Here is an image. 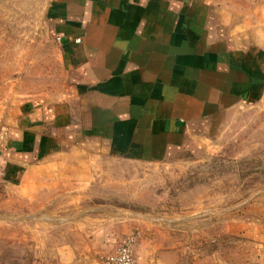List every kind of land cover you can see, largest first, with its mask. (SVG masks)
Listing matches in <instances>:
<instances>
[{"label":"crops","instance_id":"obj_1","mask_svg":"<svg viewBox=\"0 0 264 264\" xmlns=\"http://www.w3.org/2000/svg\"><path fill=\"white\" fill-rule=\"evenodd\" d=\"M242 7L264 18V0H53L62 77L0 118V208L71 195L102 156L175 157L257 100L264 46Z\"/></svg>","mask_w":264,"mask_h":264},{"label":"rangeland","instance_id":"obj_2","mask_svg":"<svg viewBox=\"0 0 264 264\" xmlns=\"http://www.w3.org/2000/svg\"><path fill=\"white\" fill-rule=\"evenodd\" d=\"M52 3L0 0V118L16 99L58 87ZM242 8L264 46V18ZM127 235L133 264H264V91L175 157L102 156L71 195L3 205L0 264H109Z\"/></svg>","mask_w":264,"mask_h":264},{"label":"built area","instance_id":"obj_3","mask_svg":"<svg viewBox=\"0 0 264 264\" xmlns=\"http://www.w3.org/2000/svg\"><path fill=\"white\" fill-rule=\"evenodd\" d=\"M133 246V235L123 237L115 251L106 256V262L109 264H133Z\"/></svg>","mask_w":264,"mask_h":264}]
</instances>
